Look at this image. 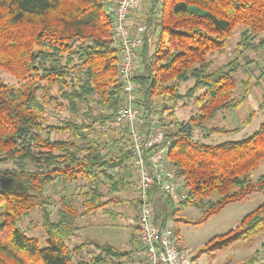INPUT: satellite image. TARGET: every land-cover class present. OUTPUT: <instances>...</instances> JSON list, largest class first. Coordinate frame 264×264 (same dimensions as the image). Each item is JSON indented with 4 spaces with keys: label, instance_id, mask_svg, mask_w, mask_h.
<instances>
[{
    "label": "trees",
    "instance_id": "16d2710c",
    "mask_svg": "<svg viewBox=\"0 0 264 264\" xmlns=\"http://www.w3.org/2000/svg\"><path fill=\"white\" fill-rule=\"evenodd\" d=\"M111 8L112 0H0V69L19 81L14 86L0 80V164L12 166L0 170V264L133 261L136 232L130 235L129 250L93 241L98 253L88 259H73L86 243L66 244L79 231L78 219L99 210L116 217L105 206L120 205L116 197L129 184L120 171L130 162L125 130L112 129L123 142L114 141L115 151L97 136V126L107 128L121 106L119 55L110 39ZM147 23L150 41L144 36L136 52L142 67L134 76L137 105L143 113L158 116V126L170 140V162L187 188L186 199L177 205L204 209L194 222L199 224L227 204L264 191V174L252 178L264 161V121L250 135L218 144L195 141L191 132L193 126L206 128L218 113L237 110L251 86L259 85V80L251 84L250 77L236 79V58L211 69L208 56L224 52L237 26L244 30L236 53L264 50V0H163L160 12L152 13ZM188 81L192 86L181 94L180 85ZM260 88L262 107L264 86ZM183 98L193 102L197 116L188 123L168 122L166 115L172 116ZM239 129L209 127L207 132ZM54 182L80 188L82 212L70 197L62 196L58 217L51 219V198L44 188ZM102 188L114 197L102 201ZM135 201L130 200L134 208ZM174 205L168 196L157 205L158 215L173 217L178 210ZM35 208L41 210L43 247L18 226ZM263 225L264 203L241 221L240 228L223 236L224 243L256 236Z\"/></svg>",
    "mask_w": 264,
    "mask_h": 264
},
{
    "label": "rangeland",
    "instance_id": "374dc122",
    "mask_svg": "<svg viewBox=\"0 0 264 264\" xmlns=\"http://www.w3.org/2000/svg\"><path fill=\"white\" fill-rule=\"evenodd\" d=\"M113 9L114 4L112 0V14ZM243 30V27L237 26L232 38L228 40L224 52L222 54L213 53L208 56V60L211 62L210 68L215 69L228 62L235 61L234 59L236 58L237 67L239 68L238 72L235 74L236 79L239 81H247L250 77L251 84L257 83V80H259V85L251 86L246 101H244L237 110L218 113L213 120L204 124L206 128L202 130L193 126L191 132L192 138L195 141L206 144H218L226 140H239L250 135L258 128L260 123L264 121V104L261 107L258 103L262 91L260 87L264 86V76L260 77L261 74H264V50L259 52L247 51L243 56L240 55L239 51L236 53L235 50L239 41V35ZM237 55L240 57H237ZM244 69L247 72L246 74L243 72ZM0 80L9 85H19L18 80L1 69ZM192 83V81H188L187 83L181 84L180 93L184 94L185 91L192 86ZM242 91L243 86L239 84L238 92L241 93ZM198 92L199 91L196 93ZM249 113L253 115L250 117L249 123L243 126L242 121ZM172 114L173 115L170 117L166 115V120L168 122L188 123L190 122V118H195L197 116V109L189 98H183L176 103L172 110ZM233 126H239L240 129L235 133L223 132L221 134L217 132H207V128L209 127H221L227 131L228 129L231 130ZM97 132V136L106 143L111 151L117 149V145L114 144V141L121 142L118 140V132L115 134L112 132V129L106 128L105 126H97ZM57 137L65 138L63 136ZM121 144H123V142H121ZM11 167L9 163L0 164V170L10 169ZM122 170L123 169L120 171ZM263 174L264 161L258 163L252 173V178L255 180L258 176ZM126 176L129 180V184H127L124 191L120 192L117 195L118 197H116L120 205L115 207L110 205L105 206L107 211L113 212L116 217L113 218L110 213H104L99 210L77 220L79 231L75 236L70 238V240L66 241V244L72 247L84 242L86 243V248L74 256V260L81 258L88 259L95 256L98 252L93 248V244H91L93 241L98 244L108 243L121 250H129L130 235L136 232L129 223V218L135 216V208L134 205H130V200H135L137 193L132 186V181H135L136 174L129 171L126 173ZM101 190L106 194V197H104L102 201L108 200V198L113 196L107 193L106 188H102ZM81 192L80 188L74 190V184L71 183L61 184L54 182L47 185L44 188V194L51 198L48 205V209L51 210V219L55 221L58 217L57 211L60 210L58 199L62 196L70 197L78 212H82ZM213 199L214 196L212 197V200ZM263 203L264 191L254 192L240 201L227 204L217 214L210 216L206 221L199 224H194V222L202 217L204 209H198L189 203L181 206L175 204L174 206L178 208V210L173 217L169 218L176 221L179 244L191 250L195 258V264H264V225L258 235L238 239L228 245L224 243L225 237H223L228 232L240 228L241 221L252 214ZM159 207L158 209L160 210ZM41 221V210L35 208L30 212L27 218L22 219L18 223V226L25 231L27 236L36 238L40 247H43L45 234L42 231ZM246 259H252L251 263H248ZM129 263L143 264L141 261L139 263V257L136 255L133 257V261H129Z\"/></svg>",
    "mask_w": 264,
    "mask_h": 264
},
{
    "label": "built area",
    "instance_id": "2783aa9c",
    "mask_svg": "<svg viewBox=\"0 0 264 264\" xmlns=\"http://www.w3.org/2000/svg\"><path fill=\"white\" fill-rule=\"evenodd\" d=\"M144 1H154L160 12L163 0H113L112 46L119 55L118 76L121 82V106L108 128H122L128 137L130 164L136 174L135 216L129 218L138 237L136 255L143 264H195L191 250L180 246L177 224L172 218L159 214L157 205L169 197L173 204L184 201L187 188L177 177L170 162V140L157 115L146 114L137 105L138 86L135 71L141 68L136 52L147 34V21L141 22L133 33L127 21L131 12Z\"/></svg>",
    "mask_w": 264,
    "mask_h": 264
},
{
    "label": "crops",
    "instance_id": "0c3cea01",
    "mask_svg": "<svg viewBox=\"0 0 264 264\" xmlns=\"http://www.w3.org/2000/svg\"><path fill=\"white\" fill-rule=\"evenodd\" d=\"M155 10H156V7H155V4H154V1H144V2H142L139 5V7L136 8L135 10H133L131 12L130 16L128 17L127 24H128L130 32L133 33L134 30L136 29V27L141 22L147 21V19L151 17L152 13L155 14ZM145 36H147L148 40L150 41L149 32H147V34ZM136 71H140L141 72L142 71V67L138 68ZM127 166L129 167V170H128V167L126 169L122 170V172L125 174V176H126V173L129 172V171H132V173H135L134 170L131 167L130 162L128 163ZM127 181H129V180H127ZM132 186L134 187V180L132 181ZM134 189H135V187H134ZM135 255H136V253H135ZM140 260H141V258H140ZM141 262H142V260H141Z\"/></svg>",
    "mask_w": 264,
    "mask_h": 264
}]
</instances>
